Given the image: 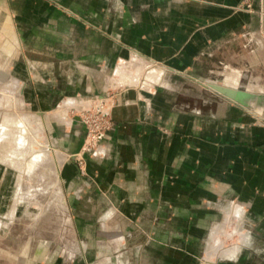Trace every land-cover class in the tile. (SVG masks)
Instances as JSON below:
<instances>
[{
    "label": "crops",
    "instance_id": "crops-1",
    "mask_svg": "<svg viewBox=\"0 0 264 264\" xmlns=\"http://www.w3.org/2000/svg\"><path fill=\"white\" fill-rule=\"evenodd\" d=\"M241 1L0 0V66L42 109L99 96L123 64L170 69L118 91L84 172L63 158L82 264H264V123L177 74L264 91V0ZM83 136L64 124V156Z\"/></svg>",
    "mask_w": 264,
    "mask_h": 264
},
{
    "label": "rangeland",
    "instance_id": "rangeland-1",
    "mask_svg": "<svg viewBox=\"0 0 264 264\" xmlns=\"http://www.w3.org/2000/svg\"><path fill=\"white\" fill-rule=\"evenodd\" d=\"M238 9L252 11V0H242ZM136 59L146 58L137 55ZM146 60L148 66L138 62L123 64L122 69H117L116 75H110L107 89L99 94L104 96L102 107H108L106 114L99 112L97 95L63 100L53 107L42 109L29 99L30 90L25 88V83L15 75L14 70L0 66V264H82V260L77 256L76 233L69 223L70 213L64 206V184L61 175L63 158H73L79 171L84 172L83 155L104 151L102 141L112 125L111 111L116 105L118 91L122 88L151 89L163 85V77L170 69L156 61ZM156 70H160V73H154ZM190 78L188 80L199 88L219 95L214 90L202 86L209 83ZM226 85L253 95H264V91L256 86H242L238 83ZM101 96L98 98L101 99ZM228 101L234 103L232 100ZM250 106L253 108V103ZM57 110L62 111L61 116L56 114ZM246 110L261 118L264 123V110L261 113L253 109ZM36 115H45L43 131H35L34 127L32 129L28 125L36 124L39 118ZM73 121L81 124L83 140L76 153L64 156V124ZM25 122L28 123L27 126L24 125ZM20 123L25 126L22 133L17 127ZM101 129L105 133L100 139V148L89 144L91 151L84 152L87 135H96L98 130L102 132ZM19 139L24 142L17 143L21 142ZM44 147L49 148V155ZM34 153H38L37 156ZM80 153L81 165L75 159ZM55 169L59 170V178L55 176ZM235 232L234 229L232 233Z\"/></svg>",
    "mask_w": 264,
    "mask_h": 264
},
{
    "label": "water",
    "instance_id": "water-1",
    "mask_svg": "<svg viewBox=\"0 0 264 264\" xmlns=\"http://www.w3.org/2000/svg\"><path fill=\"white\" fill-rule=\"evenodd\" d=\"M187 79H191L187 75L177 73ZM197 82V81H195ZM199 83V82H197ZM205 88L208 87L218 93L220 96L227 100H232L239 106L245 107L246 109H253L255 112L261 113L264 110V95H253L249 92L233 89L229 87H223L215 84L202 85ZM253 102V108L250 106V102ZM42 114V112H41ZM73 159V158H72Z\"/></svg>",
    "mask_w": 264,
    "mask_h": 264
},
{
    "label": "bare ground",
    "instance_id": "bare-ground-1",
    "mask_svg": "<svg viewBox=\"0 0 264 264\" xmlns=\"http://www.w3.org/2000/svg\"><path fill=\"white\" fill-rule=\"evenodd\" d=\"M119 70H120V69H119ZM117 71H118V70H116V74L118 73ZM158 71H159V70L155 71L154 73H157ZM159 73H160V71L158 72V74H159ZM122 75H123V74H122ZM124 75H125V74H124ZM118 76H119V75H118ZM128 76H129V75H128ZM130 76H131V75H130ZM124 77H125V76H124ZM131 77L136 78V77H134V76H131ZM118 78H119V77H118ZM148 78H150V77L148 76ZM119 79H120V78H119ZM122 79H123V78H122ZM129 79H131V78L129 77ZM134 81H136V80H134ZM114 82H115V81H114ZM132 82H133V81H132ZM124 83H125V82H124ZM124 83H123V84H124ZM127 83H128V82H127ZM121 84H122V83H121ZM128 84H129V83H128ZM116 85H118V84H116ZM229 88H230V87H229ZM72 102H73V101H72ZM252 103H253V102H250V104H252ZM253 105H254V104H253ZM42 114H44V113H42ZM56 114H58L59 116H61V115H62V111H61V110H57V111H56ZM45 115H46V114H45ZM45 115H43V116L38 115L39 118H38L36 124H35V123H29V124H28V123L25 122L24 125L28 124L31 128L34 127V129H33V128H32V129L35 130V131L37 130L38 132H39V131H43V130H44V127H45V125H44V116H45ZM32 116H34V114H33ZM36 116H37V115H36ZM38 116H37V117H38ZM34 117H35V116H34ZM53 117H54V116H53ZM64 119H65V118H64ZM18 124H19V123H18ZM18 124H17V127H18V129H20V130H19V131H21L20 133L24 132V131H25V126H23V123H20L19 126H18ZM26 126H27V125H26ZM29 126H28V127H29ZM26 128H27V127H26ZM26 131H28V128H27ZM19 135H21V134H19ZM20 137H21V136H20ZM19 140H20V139H19ZM22 140H23V139L20 140L21 142H17L18 140H17L16 142L20 144V143L24 142V141H22ZM16 142H15V143H16ZM27 143H28V142H27ZM23 144H24V143H23ZM31 144H32V143H31ZM29 145H30V144H29ZM18 146H20V145H18ZM25 147H26V145H25ZM20 148H21V147H20ZM28 148H29V146H28ZM30 148H31V147H30ZM44 148H45V147H44ZM45 149H46V148H45ZM45 149H44V151H45ZM39 152H41V150H39ZM39 152H38V153H39ZM45 152L49 155V154H50V153H49V152H50L49 148H47ZM38 153H37V154H38ZM42 153H43V151H42ZM34 154H35V153H34ZM37 154H35V155L37 156ZM40 154H41V153H40ZM44 154H45V153H44ZM31 155H33V154H31ZM41 155H42V154H41ZM36 156H35V157H36ZM38 156H39V155H38ZM45 156H46V155H45ZM39 157H40V156H39ZM53 160H54V159H53ZM60 161H61V160H60ZM59 167H60V166H59ZM56 168H57V165H56ZM54 172H55V174H56V175H55V174H54V175H55L57 178H59V170H58V169H55ZM16 198H17V197H16Z\"/></svg>",
    "mask_w": 264,
    "mask_h": 264
},
{
    "label": "built area",
    "instance_id": "built-area-1",
    "mask_svg": "<svg viewBox=\"0 0 264 264\" xmlns=\"http://www.w3.org/2000/svg\"><path fill=\"white\" fill-rule=\"evenodd\" d=\"M99 96H101V95H99ZM96 98H97V106H100L99 112L106 114L108 107H106V108L102 107V104H103V101H104V96H101V99H99L98 96ZM97 127H99V126H97ZM97 129L100 130V128H97ZM99 130H98V134H96V135H92L91 133L87 135L88 140L86 141V144H85V146L83 148L84 152L85 151H87V152L91 151V149L89 148V144H91L92 146H95L96 148L99 147L100 139H102V137H104V133H105V131L103 129H101L102 132H99ZM80 158H81V153L77 154L76 157H75V159L78 160L79 164L81 165L82 162L79 160Z\"/></svg>",
    "mask_w": 264,
    "mask_h": 264
}]
</instances>
